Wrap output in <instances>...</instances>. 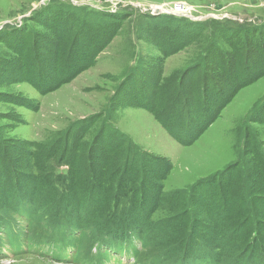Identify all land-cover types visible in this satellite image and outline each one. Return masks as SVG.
Returning <instances> with one entry per match:
<instances>
[{
    "label": "rangeland",
    "instance_id": "1",
    "mask_svg": "<svg viewBox=\"0 0 264 264\" xmlns=\"http://www.w3.org/2000/svg\"><path fill=\"white\" fill-rule=\"evenodd\" d=\"M178 3L188 9L192 16L172 13L171 8ZM153 8H158L160 14H154ZM99 13L104 15L100 16ZM107 13L121 18L107 17ZM60 19L68 22L63 23L66 24L63 31H56L51 25L61 24ZM175 19L191 23L208 20L211 24L230 20L236 23L231 25L234 28L255 26L259 32L263 30L256 35L254 42L264 38V0H0V152L8 154V157L15 154L18 156L20 146L16 143L22 145L25 151L26 141L37 143L34 149L41 145L38 150L44 152L42 145L49 146L55 140L75 136L83 122L86 123L85 119L91 117V121L95 118L97 120L93 121L92 129L84 132L86 141L93 140L101 127L108 123L107 126H115L149 154L168 158L172 162V170L163 181L168 193L186 192L193 184L211 178L238 160H241L242 168L246 171V157H254L255 150L264 151V122H260L258 115V109L264 103V53L254 45L256 50L251 55H245L249 56L252 63L246 70L243 67L249 63L248 58L245 61L239 58L238 64L236 63L239 67L235 70L240 79L246 80L261 74L260 78L240 88L202 135L192 139L198 132L199 126L195 124L200 123L205 114L203 110H198L202 106L201 100L194 92L200 88L203 80H206L208 86V76L212 78L211 74H214L215 82L220 79V83L214 82V85L208 87V98L213 101L214 98H219V86L223 91L229 89L226 84L229 79L221 76L218 63H214L217 67L208 69L209 73L205 68L208 64L202 66L200 55L205 46L208 44V53L212 54L213 51L209 43L210 34L206 36L203 33L200 38L199 34H191V28L186 30ZM117 23H122L121 28L116 35H112L111 30ZM24 26H31V31H16ZM152 27L158 31L160 29L163 41L167 42L166 47L169 46L168 50H174L182 43H192L186 46L187 49L172 52L164 58L160 46L154 40ZM75 29H79L75 43L87 47L95 45L97 52L98 47H103L102 52L98 53L90 69L80 73L73 81L49 94H40L22 79L21 59L4 40L9 39L10 43L26 48V45L32 47V42L36 39V51L42 58V68L47 67L52 71V65L65 62L66 57L64 49L59 48L56 52L48 43V38L58 37L59 44L66 43L68 36L72 38L75 34ZM60 32L64 35L63 39H60ZM222 35V32L216 37L213 35L212 40L224 52H232L234 44ZM238 37L235 39L237 44L245 36L238 34ZM260 47L264 49V44L260 43ZM139 59L142 61L141 66L150 72L147 75L149 81L128 78L121 82L130 75L133 71L131 68H134ZM211 60L208 59L209 62ZM157 69L160 74H164L168 83L173 76L181 79L178 83L181 97L171 102L168 106L170 109L159 116L149 109V105L140 107L135 104L155 98L158 81L154 75L158 73ZM167 92L168 88L160 89L161 95ZM29 100H38L39 108L24 106V101ZM179 100H184L187 107L192 109L189 118L187 110L182 109L185 103H180ZM150 105L154 106L153 103ZM164 107L159 106L161 109ZM171 112L172 119L168 116ZM194 116L197 118L190 123V118ZM249 133L254 135V146L249 140ZM16 164L25 169L28 167L19 162ZM46 165L55 164L51 160ZM54 167L58 171L63 168L57 165ZM11 171L12 169L4 171L8 175H3L0 184V189L5 194L15 190L16 184L14 176L10 175ZM246 175L248 173L245 172L244 177ZM248 201L253 209L252 216L264 220V200H255L250 193ZM184 208H190L195 214L202 211L185 196L176 194L157 211L155 219L172 215ZM12 219L14 223L5 222L0 225V264L132 263L128 254L123 256L122 261H116L110 253L102 250L93 255L84 253L81 256L82 249L79 248L75 255H67L69 242H50L51 233H43L39 226L29 229L26 217L21 214L12 215ZM135 246L141 249L138 240Z\"/></svg>",
    "mask_w": 264,
    "mask_h": 264
},
{
    "label": "trees",
    "instance_id": "2",
    "mask_svg": "<svg viewBox=\"0 0 264 264\" xmlns=\"http://www.w3.org/2000/svg\"><path fill=\"white\" fill-rule=\"evenodd\" d=\"M105 15L121 18L118 15L113 16L112 13ZM62 20L60 19L61 22ZM175 20L178 24H183L186 30L191 28V34H199L200 38L203 37L201 36L203 33L206 36L210 34L209 39L212 42L209 40V43L213 51L212 54L208 53V44L205 46L200 55L202 66L207 63L208 66L205 68L208 72L210 71L208 69L214 68L218 63L216 67L222 72L221 76L229 79L226 83L229 89L223 91L219 86V98H214L213 101L208 98L207 93L208 87L214 85V74H211L212 78L208 76V86L206 80H203L200 88L194 92L199 101L201 100L202 106L198 110L205 112L202 121L195 124L199 127L192 139H196L216 120L240 88L260 78L261 74H258L242 80L235 69L239 67L237 66L239 58L243 61L248 58L249 63L243 68L249 69L252 63L249 56H246L251 55L257 47L264 53V49L260 47V43L264 44V38L254 42L256 35L263 30L259 32L255 26L234 28L231 25L236 23L230 20L217 21L215 24L208 20L198 23L183 19ZM65 22L68 21L56 25L54 23L51 26L53 29L56 28V31H63L66 27V24H63ZM121 25L122 23H117L114 26L111 30L112 35L117 34ZM153 28L151 31L155 36L154 40L160 46L164 58L172 52L187 49L186 46L192 43H182L173 48L174 50L171 48L168 50L169 46L166 47L167 42L163 41L160 29L158 31ZM26 30L31 31V26L16 29L24 33ZM78 31L79 29H75V34L72 38L68 36L66 43L59 44L58 37L57 40L48 38V43L56 52L59 48L64 49L66 57L65 62L52 65V71L47 67L42 68V58L36 51V39L33 40L32 47L26 45V48L19 47L17 43H10L9 39L4 42L21 59L22 79L30 83L40 94L46 95L90 69L98 53L102 52L103 47H98L97 52L95 45L87 47L75 43ZM221 32L224 39L234 44L232 52H224L215 40H212L213 35L216 37ZM238 34L245 37L237 44L235 39L239 38ZM63 38L64 35L60 32V39ZM209 58L212 59L210 62ZM140 60L131 68L133 71L129 76L132 77L127 75L128 77L123 78L121 82L128 78H133L132 80L143 78L149 81L147 75H150V72L141 66ZM159 71L157 69L158 73L154 75L158 81L155 98L152 97L150 101L146 100L144 103H135L140 107L150 106L149 109L157 116L164 114V111L170 109L169 104L181 97L178 84L181 79L173 76L168 83L164 74H160ZM219 80L216 79L215 83H220ZM166 88L167 94L161 95L160 89ZM145 95L148 97V94ZM152 100L154 102H151ZM150 103L154 106L152 107ZM180 103L185 102L183 100ZM23 105L37 109L40 103L38 100H29L24 101ZM161 105L165 107L159 108ZM187 106L185 103L182 109L187 110L189 118L192 109ZM198 110L195 109L199 112ZM172 112L168 114L171 119ZM258 115L260 122H264V103L258 109ZM195 116L190 118V123L197 118ZM91 120V117H87L85 119L87 124L83 122L84 125L82 124L75 136L55 140L49 146L42 145L45 153L38 150L41 145L34 149L37 145L34 141L25 142V151L22 145L16 143L20 146L18 156L15 154L8 157V154L0 152V184L3 175L6 174L4 171L9 169H12L10 175L14 176L16 184L15 190L11 193L5 194L0 189V225L8 222L7 219L13 221L14 214L25 215L30 221L29 229H36L39 226L43 233H52L50 242L58 240L56 237L59 233L78 242L82 249L81 256L84 253L89 255L95 245H101L116 250L129 249L136 264H264V220L252 216L253 209L250 208L248 201L250 193L255 200L256 198L264 200V151L255 150L254 157H246V171L242 168L241 160H238L211 178L193 184L186 192L168 193L163 183L172 170V162L168 158L149 154L119 132L115 126H107L108 123L101 127L93 140L86 141L84 132L92 129L97 118L93 120L94 122ZM177 137L181 138L179 135ZM249 140L254 146L256 142L251 133ZM51 160L58 167L63 166L62 170H56L55 165H46V162ZM15 162L28 167L25 169ZM245 172L248 175L244 177ZM176 194L185 196L191 204L202 211L195 214L190 208H184L172 215L155 219L157 211ZM136 240L139 241L141 249L135 246Z\"/></svg>",
    "mask_w": 264,
    "mask_h": 264
},
{
    "label": "built area",
    "instance_id": "3",
    "mask_svg": "<svg viewBox=\"0 0 264 264\" xmlns=\"http://www.w3.org/2000/svg\"><path fill=\"white\" fill-rule=\"evenodd\" d=\"M171 12L175 14H184L186 16L192 15L188 9H186L181 3H178L175 7L171 8Z\"/></svg>",
    "mask_w": 264,
    "mask_h": 264
},
{
    "label": "water",
    "instance_id": "4",
    "mask_svg": "<svg viewBox=\"0 0 264 264\" xmlns=\"http://www.w3.org/2000/svg\"><path fill=\"white\" fill-rule=\"evenodd\" d=\"M154 13L158 15L160 14V10L158 8H154Z\"/></svg>",
    "mask_w": 264,
    "mask_h": 264
}]
</instances>
